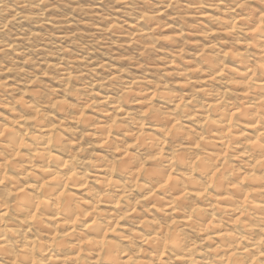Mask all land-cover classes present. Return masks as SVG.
Wrapping results in <instances>:
<instances>
[{"label":"clouds","instance_id":"obj_1","mask_svg":"<svg viewBox=\"0 0 264 264\" xmlns=\"http://www.w3.org/2000/svg\"><path fill=\"white\" fill-rule=\"evenodd\" d=\"M0 264H264V0H0Z\"/></svg>","mask_w":264,"mask_h":264}]
</instances>
